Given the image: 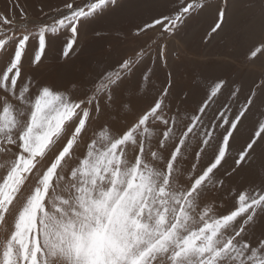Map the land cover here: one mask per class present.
<instances>
[{
    "label": "snow or ice",
    "instance_id": "6c2138e0",
    "mask_svg": "<svg viewBox=\"0 0 264 264\" xmlns=\"http://www.w3.org/2000/svg\"><path fill=\"white\" fill-rule=\"evenodd\" d=\"M167 2L176 7L134 25L133 33L139 37L159 30L157 61L163 67L166 37L193 11L213 7L206 0ZM235 2L217 0L209 36L225 30ZM252 3L260 8L259 33L248 49L255 62L264 59V0ZM110 5L118 8L119 0H87L83 5L60 0L49 12L41 7L42 18L36 21L21 9L23 27H11L13 21L0 17V168L5 172L0 176V229L6 233L0 242V264H264V161L258 181L238 190L227 214L219 213L208 199L217 185L223 188L216 170L230 151L238 125L257 100L264 103V76L254 82L231 119L220 112L215 124L216 117L207 124L203 117L223 82L195 108L188 107L187 100L174 105L169 72L147 107H133L134 98L147 96L155 76L156 61H151L138 80L128 83L140 65L151 60L144 48L139 59L82 66L71 82L81 89L80 96L52 83L22 79L33 41L29 63L39 67L50 40L70 33L59 57L67 62L70 53L75 54L84 23L114 11ZM103 112L116 124L123 121V127L101 125L85 155L65 172L90 118ZM74 117L78 123L66 143L41 168ZM221 127L223 132L214 136ZM258 141L264 143V124L240 149L232 175L254 161ZM208 149L211 156L197 171ZM189 158L195 162L184 167Z\"/></svg>",
    "mask_w": 264,
    "mask_h": 264
},
{
    "label": "rangeland",
    "instance_id": "374dc122",
    "mask_svg": "<svg viewBox=\"0 0 264 264\" xmlns=\"http://www.w3.org/2000/svg\"><path fill=\"white\" fill-rule=\"evenodd\" d=\"M86 2L87 0H76V3L81 5ZM206 2L213 7L205 11H193L190 18L163 41L166 45L167 67H163L157 61L156 45L160 41L159 30H149L146 34L136 37L133 35L134 25L150 20L152 16L161 12H170L176 5L168 3L167 0H119L118 8L110 5L115 9L114 11L89 18L84 23L78 43L74 45L75 54L70 53L67 62L60 60L59 57L70 33L63 32L50 40L46 57L39 67H33L29 63V58L33 54L31 48L35 46L33 41L29 56L24 61L22 79L31 78L34 82L52 83L58 88H69L75 96H80L81 89L73 86L71 82L78 78L82 66L97 62L113 65L126 57L139 59V50L144 48L151 60H145L128 83L138 80L151 61H156L155 76L147 90V96L134 98L133 107L137 110L147 107L151 97L156 95L164 85L170 72L174 83L171 93V102L174 105H180L181 101L187 100V106L195 108L207 98L217 84L223 82L220 93L210 102L203 120L207 124L209 120L216 117L213 123H219L220 112H225L227 118L231 119L234 112L243 104L250 89L254 88L264 76V59H256L252 62L248 52L252 38L259 33L260 8L258 4L254 5L252 0H236L225 30L211 37L209 33L217 0H206ZM59 4L60 0H0V17L7 16L13 21L11 27L16 25L23 27L21 9L27 13L29 20L36 21L42 18L41 7L45 12H49ZM3 27L10 26L3 25ZM97 32L100 33L99 36L96 35ZM235 89H240L238 96L233 95ZM32 91L34 92L35 89ZM131 119L132 117H129V120ZM114 121L115 118L107 112L101 113L98 118H90L84 132L74 145L73 158L65 166V172L77 163V158L85 155L87 145L97 137L101 125L113 124L114 127H123V121L119 124ZM76 123L78 120L74 117L66 124L67 131L56 144L53 152L49 153L41 168L46 167L54 155L62 149ZM260 124H264V103L257 100L256 105L238 125V131L234 133L235 139L230 141V151L221 167L216 170L217 177L224 181V185L223 188L217 185V190L209 192L208 199L219 213L227 214L233 208V197L238 190L247 188L258 181L259 165L264 161V143L258 141L259 146L256 148L254 161L243 172L232 175L231 170L240 149L254 135ZM222 132L223 127L218 128L214 136ZM207 151L208 156L201 157L197 171L211 156V149ZM128 155L132 158L133 153L129 152ZM193 162L195 161L189 158L184 167H189ZM0 164H4L2 158H0ZM4 174V168H0V176ZM27 190L26 186L25 191ZM8 219L11 221L12 218ZM5 234V231L0 229V242L3 241ZM259 234L257 232L255 235L259 236Z\"/></svg>",
    "mask_w": 264,
    "mask_h": 264
}]
</instances>
